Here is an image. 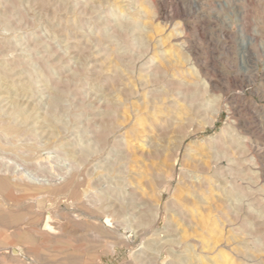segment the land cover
I'll list each match as a JSON object with an SVG mask.
<instances>
[{
	"label": "rangeland",
	"instance_id": "rangeland-1",
	"mask_svg": "<svg viewBox=\"0 0 264 264\" xmlns=\"http://www.w3.org/2000/svg\"><path fill=\"white\" fill-rule=\"evenodd\" d=\"M0 172V264H264V0H0Z\"/></svg>",
	"mask_w": 264,
	"mask_h": 264
},
{
	"label": "bare ground",
	"instance_id": "bare-ground-1",
	"mask_svg": "<svg viewBox=\"0 0 264 264\" xmlns=\"http://www.w3.org/2000/svg\"><path fill=\"white\" fill-rule=\"evenodd\" d=\"M93 57H95V56H93ZM49 113H50V112H49ZM177 121H178V120H177ZM180 121H181V120H180ZM22 133H23V132H22ZM22 135H23V134H22ZM126 161H127V160H126ZM78 170H79V169H78ZM2 172H3V171H2ZM5 172H6V171H5ZM76 172H77V171H76ZM78 172H79V171H78ZM120 172H121V171H120ZM0 173H1V172H0ZM3 174H4V173H3ZM20 174H21V173H20ZM75 175H76V174H74V175L72 176L71 180H70V181H71L72 183H74V184L76 183V180H77V179H76L77 177H76ZM262 177H263V176H262ZM24 178H26V177H24ZM18 179H19V178H18ZM4 180H5V179H4ZM10 180H11V179H10ZM10 180H9V181H10ZM9 181H8V183H9ZM6 182H7V181H6ZM15 183H17V181H16ZM18 183H19V182H18ZM18 183H17V185H18ZM61 183H62V182H61ZM63 183H64V182H63ZM9 184L11 185V183H9ZM20 184H22V182H21ZM20 184H19V186H20ZM12 185H14V184H12ZM15 185H16V184H15ZM24 185H26L25 187H28L27 184L24 183ZM34 185H35V184H34ZM63 185H64V184H63ZM3 186H4V185H3ZM15 187H17V186H15ZM23 187H24V186H23ZM76 187H77V186H76ZM19 188H20V187H19ZM68 188H69V187H68ZM73 188H74V187H73ZM77 188H78V187H77ZM87 188H88V187H87ZM71 189H72V187L70 188V190H71ZM68 190H69V189H68ZM134 190H135V189H134ZM55 191H56V190H55ZM133 192H134V191H133ZM136 192H137V191H136ZM51 195H52V194H51ZM82 195H83V194H82ZM100 196H101V195H100ZM132 196H133V195H132ZM77 197H78V196H77ZM139 197H140V196H139ZM82 198H83V197H82ZM2 199H3V198H2ZM2 199H1V200H2ZM6 199H7V198H6ZM3 201H4V200H3ZM82 201H83V200H82ZM5 202H6V201H5ZM74 202H75V201H74ZM74 202H73V203H74ZM6 203H7V202H6ZM85 203H86V202H85ZM0 204H1V203H0ZM31 204H32V203H31ZM3 205H5V203H4ZM2 207H3V206H2ZM5 207H6V206H5ZM183 211H184V210H183ZM184 212H185V211H184ZM185 213H186V212H185ZM193 218H194V217H193Z\"/></svg>",
	"mask_w": 264,
	"mask_h": 264
}]
</instances>
